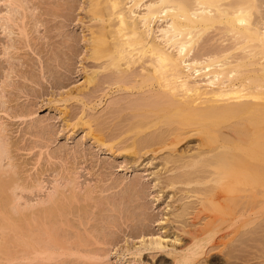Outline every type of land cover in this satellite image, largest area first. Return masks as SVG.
<instances>
[{"label":"bare ground","instance_id":"1","mask_svg":"<svg viewBox=\"0 0 264 264\" xmlns=\"http://www.w3.org/2000/svg\"><path fill=\"white\" fill-rule=\"evenodd\" d=\"M88 13L98 23L88 40L89 59L101 71L89 74L73 98L91 111L109 101L121 113L130 111L135 122L120 133L131 141L129 149L135 157L165 152V171L173 174L167 187L183 185L195 199L183 202L175 217L185 220L193 203L197 220L202 214L203 223L182 228L189 240L181 247L180 239L164 237L141 245L164 252L173 264L206 262L217 247L229 260L239 248L256 249L251 253L264 259V0H88ZM84 89L102 95L88 102L93 93ZM86 117L83 125L104 145L101 120ZM191 137L197 151H180ZM7 154L0 138V169ZM57 213L25 219L26 264L88 256L81 235L69 242L50 226Z\"/></svg>","mask_w":264,"mask_h":264},{"label":"rangeland","instance_id":"2","mask_svg":"<svg viewBox=\"0 0 264 264\" xmlns=\"http://www.w3.org/2000/svg\"><path fill=\"white\" fill-rule=\"evenodd\" d=\"M14 1L20 9L0 0V138L8 151L0 169V264L27 263L25 219L42 221L51 210L58 213L48 223L59 236L72 242L81 235L88 250V256L53 264H173L164 252L141 244L151 237L170 243L178 238L177 247L187 243L182 228L192 230L202 217L196 218L198 204L185 220L175 216L183 211L181 204L195 199L187 197L183 185L167 187L173 174L165 171V152L135 157L129 149L131 141L120 133L135 122L130 111L121 113L110 101L91 111L73 98L87 76L99 70L89 59L88 40L98 23L88 13V0ZM89 92L88 102L102 95ZM82 117L101 120L107 141L118 136L106 141L116 148L97 143ZM188 139L179 150L196 152L197 138ZM219 248L197 264L264 262L251 253L256 249L237 248V258L229 260ZM43 262L30 264H48Z\"/></svg>","mask_w":264,"mask_h":264}]
</instances>
